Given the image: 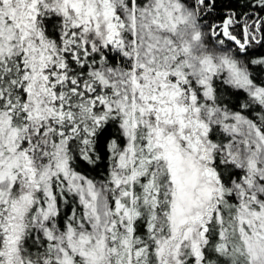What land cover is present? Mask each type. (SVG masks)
<instances>
[{"label": "snow or ice", "instance_id": "obj_1", "mask_svg": "<svg viewBox=\"0 0 264 264\" xmlns=\"http://www.w3.org/2000/svg\"><path fill=\"white\" fill-rule=\"evenodd\" d=\"M0 0V264H264V0Z\"/></svg>", "mask_w": 264, "mask_h": 264}, {"label": "trees", "instance_id": "obj_2", "mask_svg": "<svg viewBox=\"0 0 264 264\" xmlns=\"http://www.w3.org/2000/svg\"><path fill=\"white\" fill-rule=\"evenodd\" d=\"M216 2H217V8H216L217 15L215 16V19L217 21H221L223 19L224 13L227 11L229 6L235 9L237 12L242 13L248 11V9L244 7L246 0H216Z\"/></svg>", "mask_w": 264, "mask_h": 264}]
</instances>
